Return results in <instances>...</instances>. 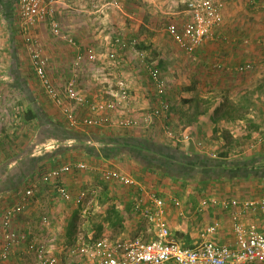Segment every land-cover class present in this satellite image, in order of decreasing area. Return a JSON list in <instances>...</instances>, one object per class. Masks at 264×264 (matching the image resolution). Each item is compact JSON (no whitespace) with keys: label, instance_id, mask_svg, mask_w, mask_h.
I'll return each mask as SVG.
<instances>
[{"label":"rangeland","instance_id":"rangeland-1","mask_svg":"<svg viewBox=\"0 0 264 264\" xmlns=\"http://www.w3.org/2000/svg\"><path fill=\"white\" fill-rule=\"evenodd\" d=\"M190 1L199 2L200 0L54 1L55 3L52 4V9L54 11L58 8H62L69 13L70 17L73 18L76 16L80 20L84 19L85 23L88 25L85 28L88 31L87 35H85V45H88L87 47H91L94 50L96 60L94 63L87 64L84 67L81 73L82 77L80 81H82V83L78 88L79 92L84 96V93L86 94L89 88L86 85L93 83L95 85L90 87L97 92V95H100L97 97L98 100H95L101 102L104 101V95L106 97L108 94L110 97L117 90L115 87L116 82L123 81L127 85L129 97H131L133 92L131 93L132 90L130 86L134 87L136 83L140 84V81L143 82V80L146 81L148 79L146 68L143 65L151 64L160 67L161 73L164 76L167 84L166 99L168 104L174 111L180 109L182 117L185 120H187L189 115L194 113V105H182L183 101L192 98L197 99L201 108L205 99L202 98V96H209L210 99L215 100L216 105H220L223 110L229 112L231 117L249 113L252 107L256 105L255 103H251L250 100L254 99L255 94L260 95V92L264 90V0H218L222 4V21L214 30L213 42H217L214 43L213 51H211L207 57L204 56L202 48L207 42L211 41L212 37L204 41L193 54L188 55L182 52L165 33L166 25L175 24L177 26H182L189 21L187 4ZM16 3V0H8L7 2L5 1V6L0 5V14H2L6 20V24L0 20V142L4 139L2 137H8V140L10 139L11 141V147H15V153H21V149L27 147L29 142H31V140L33 141L34 137L38 135L40 129L44 128V125H39L43 122L44 117L49 115L54 117L56 111L63 122L66 120L61 116L59 109L44 94L33 73L30 65V57L19 30L17 15L14 12L17 7ZM75 4L77 7H75ZM227 18L231 20L225 23V19ZM59 27L64 38L72 37L71 33H69V35L68 32L63 30L61 25ZM68 29L71 30L70 28ZM40 31L44 33L40 39L45 41L44 46L42 41L38 39L40 41V46L48 54L47 74L49 80L50 82L52 81L51 84L63 98V88L70 76V69L75 53H73L69 45H67L68 43L63 38H58L51 34L47 22L37 25L35 30L32 31L34 34H32L38 36L37 33L39 34ZM237 33L245 34H243L245 36L243 40L239 42V46L242 47L243 51L238 63L241 64L238 66L246 63L253 64L255 70L250 73L238 74L232 70V66L234 65L231 64L234 60H230V52L228 51L232 46L231 41L226 38L234 39L237 37ZM249 36H251V39H249ZM117 39L122 41L123 46L115 45ZM235 43V45H237V42ZM57 51H59V53L63 52L66 55L65 60H63L59 66H57L59 58L57 56L53 58V56L49 54H54V52ZM250 52H254V54L250 55ZM110 53L114 54L115 58L113 60L108 58ZM58 68L63 69L61 73H57L58 70L60 71ZM247 84H250L251 90L243 92L244 90H242V88L244 86L246 87ZM255 84L259 85L257 89L260 91L257 89L254 90L253 85ZM25 87H27V89H25ZM28 91H31L32 97H35L34 105L32 106L29 105L28 102ZM105 92H107V94H105ZM262 96H264V92ZM27 105L30 106L28 109L38 118L34 122L32 121L26 124L24 116ZM71 106L74 113L80 109V106L77 104L71 103ZM74 106H76V110ZM46 112H48L49 115ZM64 124L67 125L66 122ZM243 126L245 127L242 130L243 133L238 136L235 143H233L230 135H224L226 150H240L239 152H231L230 156L239 153L241 157L247 155L249 153L246 151L248 148L242 150L243 147L252 140L255 134L260 132L259 130L261 128H263L258 121L252 124L245 122ZM239 130L240 127L238 132ZM73 131L87 133L90 129ZM118 131L120 130L110 131V133L114 135L117 134ZM173 131L175 132L177 130L174 128ZM147 132L149 133V131ZM1 133H7V135ZM89 133L91 134L92 131ZM110 133L105 134L110 135ZM175 133L179 135L183 132L181 131L179 133L178 131ZM97 134L100 136L103 132ZM156 137H159L161 140L163 138L162 135H157ZM8 140H6L5 143H7ZM205 142V140L195 139L194 143H196V147L201 150V154L207 155L213 159L218 158L220 151H217L216 148H213L214 150L212 153H210L211 151L207 152L209 155L205 153L206 151L202 150V144H205ZM94 146L98 147L99 144L96 143ZM244 152H247V154L244 155ZM90 158L91 157L85 152H80L78 155L76 154L69 158V163H72L69 165H74L76 162L81 161V163L84 162L83 164L86 163V167L88 166V169L84 171L72 170L70 173V176L73 175L83 180V184L80 185V189L77 192H84L85 199L82 206L77 207L78 209L71 206L68 207V213H70L68 216L69 219H72L74 213H79V211L82 210H85L86 214L89 213L96 199L95 194L97 195L98 192L107 189V186L104 184L108 182L102 180L100 172L97 170L99 169V163H93L94 160ZM112 167V169H116L128 175L134 181L143 182L145 178L146 181H144V183H146V186L144 192L147 196L153 194L164 200L163 194L159 192L163 184L157 179L159 176L158 173H149V179H146L148 178L147 175H143V178L142 176L135 177L132 173H127L130 167L126 163H121L120 165L113 163ZM41 173H37V181L42 178ZM134 175H136V172H134ZM155 175L158 176L155 177ZM32 184L34 183H30V185ZM116 185L120 190H125L127 192H129V188H135L134 186H124L115 182L114 187ZM43 187V189L47 191V188L45 186ZM209 187L202 191L203 194L200 192L195 194L196 197L191 200L193 208H188L187 204H182L180 201V206H175L173 203L171 208L176 211L180 208L183 213L191 209L193 211H198L199 203L202 200L214 198L217 200L221 199L217 197V192ZM180 188V192H183L185 195V187L182 185ZM51 190L53 191L52 194H56L53 187ZM130 191L134 193L133 197H137V200H130V203L126 204V206L124 205L123 210L130 213L131 218L135 221L137 227H141L142 231L136 235L133 234V232L130 233L128 239L132 240L138 238L143 242H148L154 237L153 224L145 217L138 216V209L136 206L142 196L140 197V192L138 195V192H134L132 189H130ZM147 201L149 203L147 206L145 205L147 210H154V205L150 200L147 199ZM3 202L6 204L8 202L10 203L8 200ZM1 204L2 202H0V205ZM61 204L65 203L61 202ZM205 209H211L210 211H213L220 209V207L209 206ZM224 211L230 210L227 209ZM86 214H81V217L78 218L79 225L84 224L87 218ZM113 219L117 228L113 231L114 234L112 239L115 237V233L119 231L122 232L123 230V227L118 226L117 220L119 218L115 216ZM229 219L231 227H224L226 231L232 230L230 229L232 228L231 216ZM55 238L58 239V236H55ZM68 238L69 239L63 247L57 245V240L50 242L53 247H51V245H44L56 254L59 260L58 264H84L83 258L74 257L75 255L71 254V252H75L83 246H86L84 248L87 249L91 248L92 244L90 245V243L92 239L86 241L84 244H77L73 242L72 236ZM100 238L101 237H97L95 241ZM66 252H69L72 258L66 257ZM24 263L29 264V262Z\"/></svg>","mask_w":264,"mask_h":264},{"label":"crops","instance_id":"crops-1","mask_svg":"<svg viewBox=\"0 0 264 264\" xmlns=\"http://www.w3.org/2000/svg\"><path fill=\"white\" fill-rule=\"evenodd\" d=\"M5 1L7 2L8 0H0V5L5 6ZM75 7H77L76 4ZM56 10H53V20L59 26L61 25L63 30L68 32V34L71 33L72 37L70 36V38L75 41L76 45L83 49L91 48L87 47L88 45H85V35H87L88 32L85 28L88 25L85 23L84 19L80 20L76 16L72 18L70 17L69 13L62 8H58ZM14 12L16 13V10ZM0 20L3 23L6 21L5 17L2 14H0ZM225 20V23H227V21L230 22L231 19L227 18ZM4 24H6V22ZM68 28H70L71 30H69ZM32 33L34 34V32ZM43 34L44 33L40 31L39 34L37 33L38 36L33 35V37L39 43V40H41L40 38L43 36ZM243 34L237 33V37L234 39L226 38L231 41L232 47L228 51L230 52V60H234V62L231 64L234 65L232 66V70L234 72H236V66L241 64L238 63L241 59L240 56L242 55L243 49L241 46H239V42H241L243 40V37H245V34ZM249 39H251V36H249ZM41 41L45 46V41H43V39ZM216 42H213L212 36L211 41L207 42V44L205 43L206 45L202 48V52L204 53L205 57H207L208 54L213 51V45ZM235 42H237L238 46L235 45ZM69 48L73 51V53L77 52L75 50V47L73 48L69 45ZM42 50L45 57L48 59L47 52L44 49ZM52 53L49 54H51L53 58L54 56H57L59 58V61L57 63V66H59L61 62L65 60V53H59V51L54 52L55 55ZM249 54L253 55L254 52H250ZM143 66H145L146 68L145 64ZM58 69H60V71L58 70L57 73H61V70H63L61 68ZM81 83L82 81H80L79 79L78 88L79 86H81ZM250 84H247L246 87L244 86L242 88V90H244L243 92L251 90ZM92 85L94 86L95 84L90 83L86 85L89 88L87 90V93H84L83 97L87 102L97 103V97H99L100 95H97V92L92 87H90ZM258 86L259 85L256 84L253 85L254 90L257 89ZM25 89H27V87H25ZM130 89L132 90L131 93H133L131 97H129L126 101L124 111L125 116L134 120L137 123V126L135 128L126 130L122 129L114 135H111L112 133H110V130L90 129L89 132L92 131L91 134L98 135L97 133L103 132V134H100V136H104V138H106V136H120L122 138H145L154 142L161 143L165 146L178 147L187 156L201 154V150L196 147V143L194 142L195 139H200L202 141L205 140V144H202V150L206 151V154L209 155V153H207L209 151H211L210 153H212L214 150L213 148H216L217 151H220V153L227 151L229 152L228 157H231L229 159L246 161L247 168L251 170L254 169L255 171L258 170L259 172H261L260 175L254 174L242 177L237 176L233 178L234 180H229L225 177L211 183L199 182L198 180L193 179H191V181H181L175 178L164 177L161 174H159V176L155 175V177L158 176L157 179L160 180V182H162L163 184L161 189H159V192L162 193L164 197V220L169 230L170 241H173L183 248H194L199 244V237L201 233L205 229H207V227L212 225L213 222H215L213 224H218L219 226L215 235H213L211 239L220 245L233 244L234 237L232 230L226 231L224 229V227H231L229 218L234 213L233 209L230 208V211H224L221 208L213 211H210L211 209H204L201 211H193L191 209L186 210L183 213L180 208L176 211L173 210L171 206L174 201H176L178 203V206H180V201L182 204H187L188 208H193L191 200L196 197L195 194L199 192L203 194L202 191L209 186H211L209 188H211L212 190L214 189L217 192V197L221 198L219 199V201H246L264 198V144L252 149H247L251 144L255 142L258 133L255 134L252 140L243 147L242 150H245L246 148V151L249 152L248 154L247 152H244V155L247 154L244 157H241L240 153L230 156L231 152H239L240 150H226L224 138V135H230L232 137L233 143H235L238 136L242 135L243 133L242 130L245 128L243 126L245 122L252 124L258 121L261 124V127L264 128V96H262L264 90L260 92V95L255 94L254 99L250 100L251 103H255L257 106L254 105L249 113L239 114L241 116L239 118H233L231 116L220 118L223 112L220 111L217 117L218 120L214 124L211 121L213 112L217 107H220V105H216V101L210 99L209 96H202V98H205L201 107L202 115L197 117L195 121H193L190 125H188V121L182 117V112L180 109H176L177 111H174V109L169 105L170 110L166 114L165 119L147 126V124L144 122V118L148 117L150 111H152L153 108L157 106L154 87L148 77L146 81H140V84L136 83L134 87L130 86ZM30 92L31 91H28V102L29 105L32 106L34 105L33 103L35 101V97H32V93ZM105 94H107V92H105ZM108 97V94L106 97L104 95V101L110 98ZM28 107L30 106L27 105V110L25 112L29 111ZM74 108L76 110V106H74ZM89 114V111L84 106H80V109L75 111V116L77 117V119H83ZM54 117H51L50 115L44 117L43 122L39 124L40 126L44 125V128L40 129L38 135L34 137L33 141L31 140V142H29V145H27L28 148L25 147L21 149V153H15V147H11L10 139L8 140V137L1 136L4 139L0 142V202H2V204L0 205V254L3 244V231L1 223L4 212L20 203L25 191L32 190L33 194L31 198L23 201L22 213L15 219L12 227L18 234L24 235V240L19 243V245L10 253L7 260H0V264H27L24 262H29V264H37L35 253L30 252L28 249L31 243L36 246H42L49 255L55 257L58 264L59 260L58 257H56V254H54L50 249L46 248L44 244H46V246L51 245V247H53L50 242L57 240V245H59L60 247H63L65 245V243L69 239L66 234V227L68 222L70 221V219L68 218L70 214L68 213V207L71 206L75 207L76 209L77 207L82 206V203L85 199L84 196L81 204H75L74 201L79 197L80 194L84 193L81 191L77 192L80 189V185L83 184V180L79 177H74L73 175L70 176V173L64 175L60 179L51 181L49 184L42 183V178L37 181V173H41L43 170V172L41 173V176H43L51 170L67 164H72L69 163V158L75 156L76 154L78 155L81 152L80 148L77 146L74 140H62L61 138L57 137L61 136L59 133V129L61 128L60 126L66 128L69 127L68 124H64L66 121L63 122L56 111ZM165 127L170 131L172 137L167 136L164 130ZM239 127L240 130L238 132ZM174 128L175 130H177L175 132L179 131L180 133L182 131L183 133L177 135L173 131ZM263 128H261L259 131H261ZM69 130L72 129L69 128ZM84 130L85 129H82V131ZM147 131H149V133ZM89 132H85V134H90ZM105 133H110V135H107ZM1 134L7 135V133ZM157 135H162V140L159 137L157 138ZM6 140H8L7 143H5ZM90 145L93 146V144ZM92 160H94V162L92 161L93 163H99V169H97L99 170V172L102 169H112L113 163H117L119 165L121 163H126L130 167L129 170H127V173H132V175L135 177H143V175H147L148 178L146 179H149L150 176V174L147 173L148 171L145 170L143 163L140 161L138 156L132 155L131 153H123L113 160H104L94 157H92ZM77 163H81V161L76 162V164ZM134 172H136V175H134ZM135 181V188H129V192L120 190L117 185L114 187L115 182L105 183L104 185L107 186V189H103L102 191L98 192L97 195L95 194L96 199L93 202L92 210L87 214L85 210H78L80 213H78V218L81 217V214H86L87 218L85 219L84 224L81 225L78 224L79 220H77L75 226L76 230L72 235L73 242H76L77 244H84L86 241L92 239L90 245L92 244L93 246V244L102 239H106L111 242L130 241V239H128V235H130V233L133 232V234L136 235L141 232V227H137V224L131 218L130 213L123 210L124 205L126 206V204L130 203V200H137V197H133L134 193L130 191V189H132L134 192H138V195L140 192V197L142 196V198L137 202V206H140V211H137L138 216L143 217L142 211H148L145 207V205L147 206L149 204L147 201L148 197L144 192L146 186V183H144V181L146 180L144 178L143 182H138L137 180ZM30 183L34 184L30 185ZM182 185L185 187V195L183 194V192H180V187ZM43 186L47 188V191L43 189ZM52 187L54 188V192H56L58 188L65 189L70 197V200L66 201L62 199L57 194V192V195L52 194ZM157 198L161 199L160 197ZM5 200L10 201V203H4L3 201ZM61 202L65 204H61ZM152 210H149V212H152ZM115 216L120 219L117 220V223L118 226L123 227V230L122 232L119 231L115 233V237H113L112 239V236L114 234L113 231H115V229L117 228L113 219V217ZM241 218V220L245 224H255L260 227L264 223V215L259 212L257 214L243 215ZM55 236H58V239H56ZM97 237L101 238L95 241ZM154 238L155 237H152L150 241L154 240ZM88 251L89 253L87 255L75 254L74 257L83 258L84 264H95L97 259L93 256L92 248H89ZM65 254L66 257L72 258L69 252H66Z\"/></svg>","mask_w":264,"mask_h":264},{"label":"built area","instance_id":"built-area-1","mask_svg":"<svg viewBox=\"0 0 264 264\" xmlns=\"http://www.w3.org/2000/svg\"><path fill=\"white\" fill-rule=\"evenodd\" d=\"M16 15L20 33L23 37L25 47L30 57V65L35 77L45 95L59 109L70 129H106L110 131L126 130L135 128L137 123L125 116V104L129 98V89L123 81L116 82V91L110 98L102 102H87L78 90L79 79L84 67L96 60L92 48H80L72 38H64L59 25L53 20L52 4L56 0H16ZM55 1V2H54ZM189 21L182 26L168 24L165 28L166 35L184 53L191 55L204 41L211 39L214 30L221 24L222 4L218 0L190 1L187 4ZM47 22L53 36L63 38L68 45L75 47L77 51L70 69V76L63 88V98L51 84L47 74V62L42 48L33 37L32 31L40 23ZM116 46H123L122 41L116 40ZM108 58L113 60L114 54L110 53ZM147 75L154 87L157 106L150 111L144 122L151 125L166 118L169 112V104L166 100L167 84L156 65H146ZM255 70L251 63L236 67L238 74L250 73ZM71 103L84 106L89 115L83 119H77ZM167 136L172 137L170 131L165 127ZM264 144V128L258 133L255 142L248 149ZM86 165L77 163L64 165L51 170L42 176V183L49 184L51 181L60 179L72 170L84 171ZM100 176L105 182H117L124 186H135L136 182L128 175L116 169H102ZM57 194L64 200L70 197L65 189L58 188ZM33 191L24 192L22 201L6 210L2 217L3 244L0 260L8 259L10 253L24 240L12 228L15 219L21 215L23 201L32 197ZM148 199L153 203L152 212L142 211L143 217L148 219L154 227V240L143 242L141 239L130 241L111 242L106 239L97 241L91 247L93 256L97 259L95 264H264V223L262 226L245 224L241 219L243 215H264V198L246 201H219L217 199L202 200L198 211L205 208L220 207L223 210L233 209L231 216L232 232L234 242L231 245H220L211 237L215 235L218 224L205 229L199 239V244L194 248H183L169 240V230L164 220V202L153 194ZM84 193L74 201L81 204ZM175 206L178 203L174 201ZM140 211V206H136ZM30 252L35 253L37 264H57L55 257L49 255L42 246L30 244ZM87 248H79L71 254L87 255ZM91 256V255H90ZM92 256V257H93Z\"/></svg>","mask_w":264,"mask_h":264},{"label":"trees","instance_id":"trees-1","mask_svg":"<svg viewBox=\"0 0 264 264\" xmlns=\"http://www.w3.org/2000/svg\"><path fill=\"white\" fill-rule=\"evenodd\" d=\"M156 67L160 70V67L157 65ZM162 77L164 78L163 75ZM182 105H194V113L187 117L188 125L202 115L197 99L192 98L184 100ZM220 111H223L220 118L225 116L230 117L231 115L229 112L223 110L221 106L217 107L211 119L214 124L218 120L217 117ZM239 117L241 116H233V118ZM37 118L38 117L29 110L25 113L24 121L26 123H31ZM60 127L59 133L61 136L57 137L62 140H74L81 152H85L91 158L113 160L123 153H131L132 155L138 156L145 170L148 171L147 173H158L165 177L175 178L181 181L193 179L199 182L211 183L225 177L229 180H234L233 178L237 176L260 175L261 173L258 170L255 171L254 169L251 170L247 168L246 161L229 159L227 152L220 153L216 159L203 154L187 156L178 147L165 146L145 138H122L120 136H106V138H104V136L80 133L78 131L69 130V128L63 126ZM96 143L99 144L98 147L94 146ZM90 144H93V146ZM77 220L78 213H74L66 227V234L68 237L74 234Z\"/></svg>","mask_w":264,"mask_h":264}]
</instances>
